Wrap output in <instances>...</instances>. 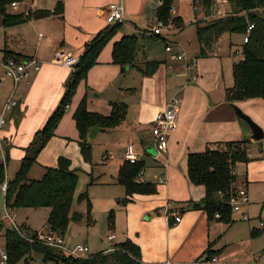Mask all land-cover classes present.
I'll list each match as a JSON object with an SVG mask.
<instances>
[{
    "label": "crops",
    "instance_id": "1",
    "mask_svg": "<svg viewBox=\"0 0 264 264\" xmlns=\"http://www.w3.org/2000/svg\"><path fill=\"white\" fill-rule=\"evenodd\" d=\"M57 1L24 0L17 7H12L11 11L52 10ZM62 1L64 2L62 17L51 15L22 23L25 27H20L15 31L11 35L12 42L5 44V54L13 51L41 61L40 69L33 71L29 83L20 89L19 100L22 101L21 109L24 110V117L19 121L15 130L12 125L13 114L11 112L3 132L8 141L9 166L11 151L17 144L15 141L26 137L28 143L35 132L45 125L64 95L67 82L72 76L74 68L57 62L56 51L61 48L68 55L79 58L85 51L86 43L108 26L106 22L108 6L119 0ZM161 3L162 0H124V21L115 36L102 50L98 64L90 70L87 79L79 83L78 92L68 106L69 110L60 121L55 135L38 155L37 162L30 172L37 169L36 164H41L44 166L42 173L44 174L45 167L57 166L58 159L62 155L71 159L72 168L80 170L79 168L84 166L82 171L88 173L90 179L94 180V184L104 189L102 190L103 196L107 199L105 204L108 206L117 203L121 206L122 216H126V228L122 226V234L140 246L144 264H166L167 262L195 264L196 260L206 256L205 251L210 242H214L212 247L214 250L221 249L217 255L221 260L233 264L230 253H226L220 247L223 224L217 221L209 222L206 210L192 208L193 202L205 196V187L191 182L188 176L187 156L189 152L203 151L207 146L224 145L228 141L243 138L250 139L248 146L250 160L236 165L237 182L235 184L243 182L246 184L249 203L245 209L249 215L250 210L258 213L260 227H253V229H258L260 234L264 232V224H261V222L264 223V138L254 140L249 124L236 114L232 103L226 100V90L231 86L225 83L223 56L226 51L223 52L221 47L217 48L219 40L205 56L194 52L197 54V56L194 55L197 60L193 70L187 71L184 62L173 58V54L177 52L187 54L188 49L180 40L164 39V34L172 35V31H176L171 29V26L167 31L162 28L160 34L154 33V27L159 23L156 10ZM225 3L229 5L227 1ZM141 19H152L153 22L148 24L146 29H142L136 24ZM45 24L53 29L50 31L51 36L48 41L44 42L40 38L33 41L28 30L31 31L32 28L35 30ZM184 30L185 28H180L178 32L181 34ZM138 33L143 35L145 41L158 42L157 37L165 40V55L162 59L155 57L152 51L150 53L144 51V44L140 42V61L146 59L164 61L151 76L144 75L138 65L127 67L125 71H122L121 67L112 61L114 42L125 34L138 35ZM197 42L196 50L200 52L199 40ZM168 45L172 46L174 50L172 53L166 51ZM139 64L141 65L142 62ZM179 75L184 77V80H180L182 84L176 80L177 82L170 86V81ZM88 88L92 90L91 93ZM94 91L95 95H93ZM41 92H43V97H40ZM11 93H0V104L9 98ZM104 93V105L98 103L103 106V109L97 107L96 109L91 108L90 111L108 115L112 110V101L125 102L128 104L126 119L117 127L99 128L96 137L90 140L93 144L91 165L88 162L75 166L73 165L74 157L82 155L77 143L80 135L73 113L85 94H87L89 107L93 99L98 100V97L100 98ZM36 95L37 100L35 101ZM172 97L179 99L180 108L177 128L168 136L167 162H165L162 157L155 159L154 141L153 147L149 148V146H151L152 138L154 139L152 123L155 115L168 106ZM35 103L38 104V109L33 113L32 108ZM93 104L96 103L93 101ZM234 104L240 106L264 129L263 98L242 100ZM30 111L33 119L30 120L28 126H25L24 124L29 122L27 115ZM151 128L152 135L148 131ZM128 143H133L140 153V159L146 161L141 180L148 182L159 180V182H153L157 184L158 193L134 194L132 200L123 205L118 200L126 197V191L124 186L117 181V176L120 166L125 161L124 154ZM21 145L23 144L18 146ZM22 155L23 152L20 150L19 156ZM79 172L81 174V171ZM161 177L164 178L163 181L160 180ZM11 179L13 178H9ZM91 190L88 189L89 197ZM93 194L92 192V197L95 196ZM108 208L106 207V210ZM168 209L180 212L181 220L170 225ZM49 211L48 208V213ZM73 211L78 210L73 208ZM143 215L147 220H142ZM250 217L248 222L253 219L251 215ZM234 221L237 220L234 218ZM24 224L35 231H43L32 227L27 221ZM71 224L72 221L68 230L72 228ZM118 226L120 225H116L115 221L114 230ZM64 236L68 241L67 232ZM1 262L4 261L1 259Z\"/></svg>",
    "mask_w": 264,
    "mask_h": 264
},
{
    "label": "trees",
    "instance_id": "2",
    "mask_svg": "<svg viewBox=\"0 0 264 264\" xmlns=\"http://www.w3.org/2000/svg\"><path fill=\"white\" fill-rule=\"evenodd\" d=\"M24 0H0V16L6 27L25 23L32 19H40L51 15L64 14V2L58 0L55 7L50 9L28 10L27 12H12L9 7L13 2ZM215 0H192L193 4L201 2L209 9ZM229 8L225 15L208 20L205 24H198L197 37L200 43V55L205 56L214 47L219 37L225 33L248 34V40L243 44V58L233 65L234 85L227 88L226 100L230 103L252 98L264 99V0H227ZM174 0H162L156 10V16L164 25L174 22L182 28L183 21L180 16L173 17L171 10ZM202 23V22H201ZM252 29L248 32L250 25ZM121 23L116 26H107L102 29L90 42L86 43L83 54L74 65L70 81L66 85L65 94L59 106L48 117L45 125L35 133L32 143L26 148L28 154L23 157L20 169L14 178L9 180V188L5 198L6 205L13 208H49L47 223L51 231L64 235L71 221L78 222L83 214L73 211V202L79 183L80 170L72 168L69 157L60 156L57 166L45 167V172L40 179L29 177L32 166L37 162L39 152L55 135L56 129L62 120L65 111L70 105L78 84L87 79L90 70L98 64V58L115 36ZM140 37L137 34H125L115 41L112 49V61L119 65L122 71L130 65H138L146 76L153 75L161 65L162 60L149 59L140 61ZM13 58L16 61L31 59L18 52H7L4 60ZM140 62L142 65L140 66ZM87 94L83 96L73 113L76 127L79 131V145L85 161L92 162L93 144L88 138L90 129L99 125L101 129H110L119 126L128 113V104L112 101L110 114L88 109ZM249 138L228 141L224 145L207 146L203 151L188 153V176L192 183L205 187V196L192 203L194 209H204L209 222L222 221L232 223L234 218L229 203L230 193L237 182L235 167L240 162L250 160L248 154ZM36 148L33 150L32 148ZM32 150V151H31ZM9 160V155H8ZM146 168V161L141 159L136 162L125 160L120 166L117 181L124 186L126 197L119 199L120 204H127L134 194H156L157 184L139 180L140 173ZM81 199H87L88 209L91 202L88 192L80 194ZM219 213L220 216H216ZM2 223V229L3 225ZM169 224H174V218H169ZM109 225L115 226V214L112 209L109 213ZM33 237L37 231L26 224L20 226ZM254 228L252 233L259 234ZM6 239V264H29L32 254H41L44 260L58 257L61 250L47 246L41 242H31L24 239L13 226L4 229ZM214 242H210L205 251V258L218 255L221 249L214 250ZM118 249L111 253L100 251L91 253L87 257H75L65 253L61 259L66 264H144L141 248L130 238L117 243Z\"/></svg>",
    "mask_w": 264,
    "mask_h": 264
},
{
    "label": "rangeland",
    "instance_id": "3",
    "mask_svg": "<svg viewBox=\"0 0 264 264\" xmlns=\"http://www.w3.org/2000/svg\"><path fill=\"white\" fill-rule=\"evenodd\" d=\"M223 1L224 0H215L213 6L211 7V9H209V12L211 13L210 15L207 16L206 14L208 10H207V7L203 5V3L198 2L196 3V6H194L192 0H175V2L173 3L171 13L173 17L180 16L182 18V21H183L182 28H185V30L180 34L178 32V29L180 28H178L174 22H170L169 24L164 25L161 21L158 20L159 23H157V25L162 23V28L165 29L166 31L169 30L168 28L170 26H171V29L176 30V31H172L173 33L172 35L164 34L163 35L164 39H167L168 41H174V39L180 40L183 44L186 45V48L188 49V50L186 49L188 57L190 58L195 57L194 55L197 56V54L199 53V51L196 50L197 49L196 45L198 43L197 42L198 39L196 38L198 24L200 23L201 25H203L205 24L206 21L220 16L218 15L220 14L219 12L224 13L222 15H225L229 8V5H227ZM12 7L13 6L9 7V9L11 8L10 11L13 10ZM174 8H175V12H174ZM152 22H153L152 19H148V20L141 19L137 21L136 24H138L139 27H141L142 29L144 28L146 29L149 26L148 24H151ZM20 27H25V25L21 24L18 27L4 26L2 22V18L0 16V93L1 94L3 92L11 93L12 89L14 88V80L11 76H9L6 73V69L4 66V55H5L4 48L7 42L8 43L12 42L13 37L11 35L14 34L15 31L19 30ZM32 29L31 31L28 30V33L31 35L32 40L37 41V39L40 38V40H44V42L48 41V39L51 36L50 31L53 30L49 25H46V24L43 25V27H39V28L37 27L35 30L33 29L34 31ZM138 36L141 38L140 39L141 44H144V47H143L144 51H146L147 53H150L152 51L154 53L153 55L159 59H162L164 57L165 55V40L164 39L157 37V39H159L158 42H154V41L149 42V41L143 40L144 38L141 33H138ZM218 40H219V44L217 45V48L221 47V50L223 52L226 51V53H224V56H223V59L225 62L224 64L225 83L228 86H233L234 85L233 65L235 62L243 58L242 50H243V44H244V35L241 33L225 32L219 37ZM194 52H197V54H195ZM195 58L197 60V57ZM32 75L33 74L30 75L29 81L31 80ZM176 80L182 84L181 81L184 80V77L183 76L181 77L180 75L174 77L173 81H170V86L172 84H175V82H177ZM26 85L27 83L19 84V88L16 93V96L18 97V99L20 96V89ZM78 87H79V84H78ZM78 87H77V90L74 96L71 99L70 104L73 102V98H75L78 92ZM88 89L90 92L88 91ZM88 89H87V93L88 92L91 93L92 90H90V88ZM95 94L96 92L94 91L93 95ZM110 95H112V92H110ZM40 97H43V92H41ZM62 98L59 100V103L56 106V108L59 106ZM104 99H105V93L102 96H100V98L98 97V100L93 99L90 102L91 105L88 107V109L89 110L91 108L96 109L97 107H100L98 109H103L102 105H104V102H105ZM36 100H37V95L35 96V101ZM93 101L96 104H93ZM98 103H101L102 105H98ZM21 104H22V101L19 100V104L16 107H14L13 110L11 111L13 114L12 125L15 128V130L18 127L19 121L24 117V110L21 109ZM33 106L34 108H32V112L34 113L38 109V104L35 103V105ZM68 110L69 108H67L66 111ZM32 119H33V114H31V111H30V113L27 115V120H29V122L25 123L24 125L28 126L30 123V120ZM6 125H5V128H6ZM8 127L9 126H7V128ZM148 131L151 134L152 128L151 130H148ZM34 136L32 137V139H30V141L28 140V143L26 141V137L23 138L22 140L17 139L15 141V143H17L18 145L19 144H23V145L18 146L17 144H15L17 148L13 146L14 151L12 150L10 154V159H11L10 166L8 164V168H7V174L9 178H14L15 174L20 169L23 157L28 154V152H26V148L32 143ZM153 141L154 139L152 138L150 142L151 146H149V148L153 147V144H152ZM77 143L79 145V140L77 141ZM78 147L80 149V154L82 156L74 157L73 165L75 166L76 165L81 166V165H84L85 163H88L87 161H84L85 159H83L84 157L81 152L80 145ZM35 148L36 146H34V148L32 149L34 150ZM20 150L23 152L22 156H19ZM37 159H38V156H37ZM91 163L89 162L88 164L91 165ZM83 167L84 166L79 168L81 171V174H80L81 178L79 180V183L77 186L78 188L76 190L77 192L75 194L74 202H73V205H74L73 208L75 210L82 212L83 217L78 222L72 221V224H71L72 228L67 231V235L69 236V240L67 242L69 244H86L90 248V253H97L100 251H105L107 248H109L108 235L111 232H115L117 234V238L115 239L116 243L123 242L126 239H128L124 237L122 234L123 232L122 226L126 228V216H122L121 209H120L121 206H119L117 203H113L108 206L105 204V200L107 199L105 198L106 196H103L102 190L104 189L100 185L94 184L93 182L94 180L90 179V176L88 175V173H85L84 171H82L84 170ZM35 168L37 169H35L34 171H31L29 173V177L33 179H40L43 176L42 173L44 170V166H42L41 164H36ZM153 182H159V180H156ZM88 189L89 190L92 189L90 193V197H89L90 202H91L90 210L88 209L89 204H88L87 199L80 200L79 198L80 194L84 193L85 191L88 192ZM92 192L94 193L93 195H95L93 197H92ZM106 207H109V208L106 210ZM112 209L114 210L116 225L121 226V227L118 226L116 230L111 229L109 225V213ZM4 213H5V196L3 194H0V214H4ZM250 213H251L250 215L253 217V219L250 222L237 219L236 214H234L233 217L237 221H233L232 223H225V222L220 221V223H222L224 226L221 232V237H220L221 239L220 247L226 253L228 252L230 253L231 255L230 259H233L231 260L233 264H264V232H261L260 234L252 233L253 227H260V224L258 220V213L252 210H250ZM12 214H13V218L16 221V223L20 226H23L25 221H27L28 223L32 225V227L36 229H42L43 232L44 231L47 232L50 230V226L46 220L47 216L49 215L48 208H43V207L42 208H28V207L13 208ZM141 218L142 220H147L145 219L146 218L145 215L141 216ZM7 226H12V225L5 222V224L3 225V229L0 232V264H6V261L2 263L1 259H2V253L6 251V239L4 236V229ZM64 254L65 253L63 251H60L58 253L59 259H61V257ZM75 257H78V256H75ZM57 258L58 257L54 259L44 260L41 254L34 253L29 259V264H66L65 262ZM110 264H113V263H110Z\"/></svg>",
    "mask_w": 264,
    "mask_h": 264
},
{
    "label": "built area",
    "instance_id": "4",
    "mask_svg": "<svg viewBox=\"0 0 264 264\" xmlns=\"http://www.w3.org/2000/svg\"><path fill=\"white\" fill-rule=\"evenodd\" d=\"M227 0H224L225 3ZM20 2H13L11 6L17 7ZM124 0H119L116 2H112L108 6V12L106 15V22L109 26H116L124 21ZM222 15L224 13L219 12ZM253 25L251 24L248 28V32L252 29ZM162 31V23L158 24L154 27V33L160 34ZM248 40V34L245 35L244 41ZM166 51L172 53L174 50L172 46H167ZM56 61L70 67H74L76 62L78 61V57L68 55L61 48L58 49L55 53ZM173 58L180 62L185 63V68L187 71L193 70L196 65V58H190L186 54V52H177L173 54ZM4 66L6 69V73L11 76L14 80V88L9 98L0 104V194H3L6 198L8 188H9V177L7 174V168L9 164L8 160V141L4 136L3 132L5 129V125L8 122L9 115L14 107L19 104V99L16 96V91L19 87L20 83H29V77L33 71H37L41 67V61L37 58H31L25 61H16L13 58H8L4 60ZM179 108L180 101L177 97H172L168 106L160 110L156 113L155 118L152 123V128L154 132V146L156 150L155 159L164 158L165 162H167L166 150L168 145V136L169 134L177 128L178 125V117H179ZM125 160H129L130 162H136L140 159V153L137 151L135 145L133 143H128L125 148L124 154ZM143 171L140 173L139 180H141V176ZM161 181L164 180L163 177L160 178ZM232 216L234 214H238L236 216L237 219L249 221L251 219L250 215L245 209V206L249 203V195L246 184L239 183L235 184L230 193L229 200ZM12 208L5 205V213L0 217V232L2 230V223L11 224L19 234L26 240L31 242H41L47 246L53 247L55 249L61 250L67 254L78 256V257H86L90 253V248L86 244H69L65 236L56 231L49 232H37L36 236L33 237L28 232L22 230L20 225L16 223L13 218ZM167 215L169 218H174V222H179L181 220V213L177 210H167ZM216 216H220L219 213ZM234 218V217H233ZM263 225L264 223L261 222ZM117 234L115 232H111L108 235L109 239V248H107L104 252L111 253L118 249L116 239ZM7 254L4 251L2 253V260L6 261ZM195 264H229L226 261L221 260L217 255L212 258H200L194 262ZM166 264H170L167 262Z\"/></svg>",
    "mask_w": 264,
    "mask_h": 264
},
{
    "label": "water",
    "instance_id": "5",
    "mask_svg": "<svg viewBox=\"0 0 264 264\" xmlns=\"http://www.w3.org/2000/svg\"><path fill=\"white\" fill-rule=\"evenodd\" d=\"M130 66H133V65H130ZM128 66V67H130ZM233 107H234V110L236 112V114L238 116H240L242 119H244L248 124L249 126L251 127L252 129V138L254 140H261L264 138V129L262 128V126L256 122L249 114H247L246 112H244L242 110V108H240V106H238L237 104H234L232 103ZM99 125H95L93 126L89 133H88V138L90 140L94 139L99 131Z\"/></svg>",
    "mask_w": 264,
    "mask_h": 264
}]
</instances>
